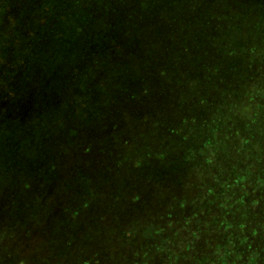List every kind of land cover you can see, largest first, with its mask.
Masks as SVG:
<instances>
[{"label": "trees", "instance_id": "16d2710c", "mask_svg": "<svg viewBox=\"0 0 264 264\" xmlns=\"http://www.w3.org/2000/svg\"><path fill=\"white\" fill-rule=\"evenodd\" d=\"M44 3L30 56L82 73L90 58L102 59L89 69L61 127L46 111L56 94L40 98L39 91L47 90L38 89L30 107L44 125L36 133L29 121H17L15 138H0V152L9 151L11 168L40 175L51 189L92 181L102 162L105 180L124 178L120 194H110L119 201L107 198L111 206L103 211L87 197L78 205L94 209L100 231L88 234L72 224L77 207L70 222L64 215L56 225L74 233L64 240L69 245L48 253L45 246L32 262L264 264V139L248 129L264 117V0ZM29 62L31 57L22 61ZM11 69L7 65L1 74L15 89L20 83H10ZM182 92L186 101L178 105ZM126 118L141 128L155 118L159 140L131 146ZM126 148L132 159L123 163ZM139 187L153 193L151 203L148 194L141 199ZM28 220L24 237L38 243ZM17 241L11 234L13 250L22 249Z\"/></svg>", "mask_w": 264, "mask_h": 264}, {"label": "rangeland", "instance_id": "374dc122", "mask_svg": "<svg viewBox=\"0 0 264 264\" xmlns=\"http://www.w3.org/2000/svg\"><path fill=\"white\" fill-rule=\"evenodd\" d=\"M44 1L46 0H0V80L3 81L2 83L0 82V138L14 139L17 121L20 124H26L29 121L30 124L34 125L32 130L36 133L40 126L44 125L43 119L36 113H32L33 109L30 107L33 101L31 99L38 97L36 95L38 89L42 90L45 88L47 90L39 91L40 98L43 97V94H56V100H54V96L52 97L54 101L51 103L52 106L46 108L41 105V111L43 112L46 108L55 125L61 127L65 123L64 113L71 103L76 102L82 85L87 84L85 80L86 74H89V69L96 66L102 59L97 54L94 58H90L89 61L91 59L94 60L87 65L86 72L83 71L82 73L81 71H75V68L68 65H63L61 69L60 66L55 67L54 65L39 62L35 58L36 55L30 56L32 36H34L38 28L36 18L39 17L41 20L42 17L38 7L43 8ZM30 57L31 62L28 64L22 63V61L28 62ZM16 59L21 60V63L18 64ZM7 65L13 68V70L6 72V75L10 76V83L15 85L20 83L15 89L9 86V82L1 74ZM26 65L29 67L26 68ZM64 72L69 74V78L62 75ZM70 73H72V76H70ZM80 73H82L81 76ZM80 83L81 88H79ZM21 88L24 91L20 92ZM50 91H55V93ZM183 101L186 100L182 92L178 105ZM43 103L41 101V104ZM29 110L30 112H28ZM151 110L153 114L154 111H157V108L153 107ZM170 111L171 109H169ZM28 117H33V119L28 120ZM122 117H125L124 114H121L120 120ZM151 120L149 125H143L142 128L137 127L138 125L132 119L126 118L125 122L122 121L125 126H130L127 132L131 138V146H136L137 148L145 143H153L155 140H159V134H157L158 131L155 128V118ZM248 129L250 135L254 138L264 139V117L262 119L258 118L255 123H250ZM124 135V130H122L120 134L115 135V138L120 140ZM2 145L0 143L1 147ZM125 151L127 155L123 163H128L132 159L130 148H126ZM9 156V151L0 152V264H15V260L20 259L22 256L29 258L32 262L42 255L45 246H47V250L44 253H48L49 251L53 252L51 249L63 248L69 245V241L64 240L72 237L74 233L69 236V230L62 231L56 225L65 222L63 219L64 215L70 222V214L77 207L78 209L80 208L79 214L72 220V224L80 227L82 231H86L88 234L91 231L94 234L96 231H100L94 223L96 217L94 209L92 210L89 207L86 210L78 206L81 204L82 198L87 197V202L89 204L92 203L95 209L101 211H103L104 207L111 206L108 202L115 203V201H119V199L113 200L110 194H120L124 176L122 178L119 174L118 178L105 180L103 178V162L93 168L95 173L92 181L89 180V182L83 183L75 181L70 189L66 190L61 187L51 189L40 175H35V173L32 175L26 169L21 172L20 169L11 168ZM3 163L8 165L3 166ZM144 167L146 169L148 165ZM116 168L118 169L119 167L117 166ZM123 169L125 170V168ZM37 173L40 174L41 172ZM138 180L137 184L143 187L145 181L142 179ZM81 184H84L85 187H80ZM75 186H77L78 190H76ZM99 188L100 190L97 191ZM86 190L88 194H84ZM140 190L142 193L138 194H140L141 199L147 200L149 196V203H151L153 193L150 191L146 193L141 188ZM107 198H109L108 202ZM66 203H69L74 208H68L63 212L58 206H66ZM31 218L33 220H30ZM38 219L40 223L37 222ZM26 220L30 221V229L36 231L38 243L36 238L31 240L24 237L25 226L23 221ZM41 220L43 223H41ZM11 234L18 236L17 245L22 249L13 250L10 243ZM45 238L49 241L48 244L45 242ZM27 248L34 252H30V254L23 253L22 250H30ZM9 254L14 256L9 258ZM36 262L39 261H34L32 264Z\"/></svg>", "mask_w": 264, "mask_h": 264}]
</instances>
